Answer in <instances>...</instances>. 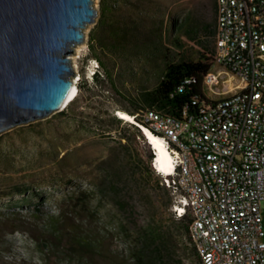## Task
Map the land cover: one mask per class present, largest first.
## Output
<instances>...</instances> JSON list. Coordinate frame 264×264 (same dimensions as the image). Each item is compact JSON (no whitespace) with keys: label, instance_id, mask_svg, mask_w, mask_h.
Returning <instances> with one entry per match:
<instances>
[{"label":"rangeland","instance_id":"374dc122","mask_svg":"<svg viewBox=\"0 0 264 264\" xmlns=\"http://www.w3.org/2000/svg\"><path fill=\"white\" fill-rule=\"evenodd\" d=\"M105 1L112 20L133 28L124 50L99 54L112 69V85L91 77L95 67L100 70L89 48L97 18L76 59L84 89L68 115L56 112L0 134V264H134L141 239L152 228L165 232L164 255L171 264H198L182 224L171 215L169 191L156 183L160 178L152 170L154 153L146 139H133V129L124 123L122 132L131 142L122 147L116 132L102 133L94 118L107 120L117 110L134 114L129 99L155 85L164 59H198L200 28L213 22L214 0ZM94 2L99 11L100 0ZM201 95L213 98L205 89ZM107 124L105 131L113 127ZM46 216L93 242L87 258L68 254L64 239L45 246L39 230Z\"/></svg>","mask_w":264,"mask_h":264},{"label":"built area","instance_id":"2783aa9c","mask_svg":"<svg viewBox=\"0 0 264 264\" xmlns=\"http://www.w3.org/2000/svg\"><path fill=\"white\" fill-rule=\"evenodd\" d=\"M216 14L202 86L212 100L194 98L199 111L182 118L154 109L116 115L164 142L171 171L160 172L155 157L152 170L173 219L188 222L198 264H264V0H217Z\"/></svg>","mask_w":264,"mask_h":264},{"label":"water","instance_id":"95a60500","mask_svg":"<svg viewBox=\"0 0 264 264\" xmlns=\"http://www.w3.org/2000/svg\"><path fill=\"white\" fill-rule=\"evenodd\" d=\"M98 15L94 0H0V134L65 105L70 56Z\"/></svg>","mask_w":264,"mask_h":264},{"label":"trees","instance_id":"16d2710c","mask_svg":"<svg viewBox=\"0 0 264 264\" xmlns=\"http://www.w3.org/2000/svg\"><path fill=\"white\" fill-rule=\"evenodd\" d=\"M216 7L217 0H214L212 5L213 22L204 24L200 28V32L203 33L204 37L200 40L198 38V43L203 50L199 54L198 59L192 60L188 57H180L176 61L164 59L161 74L155 85L152 88L138 91L135 96L129 99V106L136 111L135 113L147 109H154L182 118L199 111L197 105L193 104V99L202 97L203 79L212 64L216 32ZM111 18L112 12L109 4L105 0H100L97 28H95V31L89 37L90 55L100 63V70L94 74L93 79L99 81L102 78V81L109 83L112 82L113 78L112 69L104 63L99 54L102 52L115 53L121 49L124 50L129 41L128 38L132 35L133 31L132 27L122 25ZM194 33L196 34L197 32L195 31ZM210 42L213 43L212 49L209 45ZM81 85L82 83L77 84L76 98L64 110L58 112L60 116L68 115V111L73 109L78 93L81 89H84ZM180 87H182V90H179ZM107 120L113 124V127L105 131V129H108L106 127L110 126L107 124ZM107 120L101 118V116H96L94 118V124L98 126L102 133H107V136H110L108 133H111V131H115L117 134L115 141L122 147H127L131 142V138L122 132L124 128L121 125L124 123L125 127L133 129V139L137 137L146 139L137 126L129 122H124L116 114H108ZM128 155L129 159H132V155ZM152 158V154L147 156V164H150ZM156 183L160 185L159 181ZM21 194V191L17 192V196ZM20 205L22 206V199H20ZM120 205L121 203L118 206ZM34 208L35 211H38L36 207ZM33 217H36L35 214ZM44 222L45 225L39 230V236L41 240L45 241L44 243L47 248H53V244L64 239L68 246L67 250L69 249L68 254H75L80 258H87V255L91 253L94 247L93 242L86 238L79 230L73 229L70 233H67L65 228L60 226V219H54L51 216H46ZM178 222L182 224V230L186 234L187 220L183 218L178 220ZM165 237L163 230H155L154 228L148 230L145 236L142 237L141 245L135 253L133 259L134 264H171L169 259L164 255V250L167 245Z\"/></svg>","mask_w":264,"mask_h":264},{"label":"bare ground","instance_id":"6f19581e","mask_svg":"<svg viewBox=\"0 0 264 264\" xmlns=\"http://www.w3.org/2000/svg\"><path fill=\"white\" fill-rule=\"evenodd\" d=\"M89 26L86 28L85 30V36H86V32L88 30ZM86 39V38H85ZM84 47L83 44L78 45L75 47L74 49V56H70L71 60H72V64H73V68L74 70L76 69V59L79 56L81 49ZM77 91V85L75 82V78L73 79V83H72V87H71V91L65 101V105L59 110H64L69 103H71V101H73L76 98L75 92ZM117 115L121 116L122 118L126 119V120H130V115L128 113H126L125 111L122 110H117ZM146 134V139L148 138L149 141H147L149 144L152 145L153 149L155 150V166L158 168V170L160 172H164V173H168L171 171L172 168V159H171V155L169 154V152L166 150L164 142L152 135L150 132L145 131Z\"/></svg>","mask_w":264,"mask_h":264}]
</instances>
